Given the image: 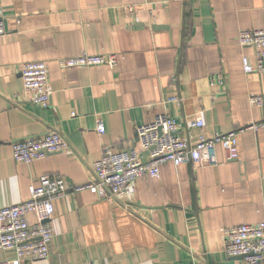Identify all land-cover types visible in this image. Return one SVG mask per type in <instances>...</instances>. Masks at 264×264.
<instances>
[{"label":"crops","instance_id":"0c3cea01","mask_svg":"<svg viewBox=\"0 0 264 264\" xmlns=\"http://www.w3.org/2000/svg\"><path fill=\"white\" fill-rule=\"evenodd\" d=\"M0 207L25 201L40 177L69 185L95 180L102 147L137 146L136 128L167 113L203 133H226L264 121V75L245 73L255 50L238 33L264 29V0H0ZM19 19V22L16 21ZM114 53L113 68H61L59 59ZM47 64V108L22 96L21 65ZM220 76L223 83L216 78ZM97 121L105 133L99 136ZM181 134L193 140L198 130ZM59 132L68 153L31 164L13 160L15 142ZM238 159L160 165L158 178L139 179L125 201L87 190L54 202L53 241L45 260L20 264H243L223 252V231L264 222V129L238 136ZM32 220V218H31ZM15 254L0 249V263Z\"/></svg>","mask_w":264,"mask_h":264},{"label":"built area","instance_id":"2783aa9c","mask_svg":"<svg viewBox=\"0 0 264 264\" xmlns=\"http://www.w3.org/2000/svg\"><path fill=\"white\" fill-rule=\"evenodd\" d=\"M19 22V19L16 18ZM6 34L3 10L0 5V37ZM241 47L255 50V65L242 57L245 73L264 75V29L242 30L238 33ZM118 56L114 53L81 54L57 61L61 68H90L105 65L113 68ZM22 96L30 104L47 108L50 103L47 64L31 61L21 65ZM216 81L223 83L222 77ZM249 104L264 107V95H251ZM184 124L167 113L155 115L149 123L136 128L137 146L117 151L104 146L100 157L92 164L95 180L84 185H69L60 176L40 177L37 184L28 187V198L20 203L0 207V249L15 254L12 261L0 264H20L22 260H45L49 257L53 241L51 220L54 216V202L69 191L87 190L100 199L125 201L135 192L139 179L150 176L158 178L160 165L170 162L174 166L217 163L216 150L219 147L226 161L238 159V134L244 130L264 129V121L252 123L226 133L207 137L203 133L204 123L194 119L186 127L198 130L193 140L185 139L181 131ZM96 133L104 135L105 127L97 121ZM71 148L56 130H49L40 138L15 142L11 146L12 158L17 163L31 164L49 154L68 153ZM32 218V220H31ZM223 252L227 257L241 259L243 264H264V222L238 225L223 231ZM81 264H96L89 261Z\"/></svg>","mask_w":264,"mask_h":264}]
</instances>
